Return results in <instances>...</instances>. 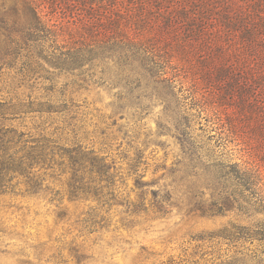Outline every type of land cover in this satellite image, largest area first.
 I'll use <instances>...</instances> for the list:
<instances>
[{
	"label": "trees",
	"instance_id": "obj_1",
	"mask_svg": "<svg viewBox=\"0 0 264 264\" xmlns=\"http://www.w3.org/2000/svg\"><path fill=\"white\" fill-rule=\"evenodd\" d=\"M7 71L24 92L17 103L0 99V194L14 193L21 178L28 193L55 201L60 190L48 181L66 176L70 201L96 203L82 221L89 233L108 228L114 207L134 228L165 219L185 197L192 217H236L200 241L226 242L234 249L227 264L260 263L264 175L252 157L255 146L264 156V0H0V75ZM91 86L118 89L121 120L130 109L140 121L154 103L162 106L158 134L182 147L170 168L160 166L172 176L169 186L145 181L151 158L143 147L118 145L123 169L110 152L78 139V102L66 95ZM30 114L39 123L28 130ZM242 129L248 136L234 145L238 158L230 137L239 140ZM66 130L71 138L63 141ZM254 241L263 249L251 256L244 244ZM72 251L78 263L86 260ZM151 255L142 248L139 258Z\"/></svg>",
	"mask_w": 264,
	"mask_h": 264
},
{
	"label": "rangeland",
	"instance_id": "obj_2",
	"mask_svg": "<svg viewBox=\"0 0 264 264\" xmlns=\"http://www.w3.org/2000/svg\"><path fill=\"white\" fill-rule=\"evenodd\" d=\"M14 76L13 71L0 75V99H14L17 103L23 99L24 91L15 88L17 81ZM117 93L118 89L106 86H91L87 91L74 94L68 91L66 98L78 102V108L73 109L77 117L74 124L78 139L96 150L110 152L123 169L127 167L126 161L120 160L123 155L118 156V145L123 144L120 152L130 149L127 143L143 147L151 158L145 181L154 182L153 189H164L173 179L171 175L163 177L166 172L160 166L164 163L170 168L174 161L181 158L182 147L174 135L167 132L158 134L157 122L159 118L165 119L162 106L154 103L150 113L140 121L131 116L133 109H130L125 112V119L121 120ZM36 117V114H30L25 118L24 125L28 130L39 123ZM52 118L64 128L63 115L54 114ZM115 120L117 125H113ZM11 123L19 127L20 121ZM199 127L198 124L195 129ZM67 132H64L63 141L71 138L66 135ZM126 132L129 138L124 141ZM243 132L244 136L238 132L239 140H234L236 136L230 137L233 142L231 149L235 150L238 158L239 147L234 145L242 140L247 142V132ZM198 133L202 134L199 130ZM253 150L252 158L259 163L264 175V156L258 152V146ZM66 180V176L61 181L49 179L50 188L60 190V196L55 201H51L52 195L48 193H28L21 178L15 181L18 185L14 193L0 194V264H163L168 260L177 264H227L228 257L234 253V249L220 239L200 241L199 237L228 228L236 222L235 215L192 217L188 215L185 197L184 205L174 207L165 219H151L148 223L141 221L134 228L122 223V208L114 207L108 215V228L89 233L82 221L84 213L96 203L92 199L70 201ZM131 187L132 181L128 180L125 189L134 199ZM61 211L66 212V218L58 217ZM263 246L257 241L244 244L251 256H254V251L260 253ZM74 248L85 255V261L78 263L72 251ZM142 248L152 254L149 259L141 261L139 258ZM258 256L260 263L249 261L246 264H264V255Z\"/></svg>",
	"mask_w": 264,
	"mask_h": 264
}]
</instances>
